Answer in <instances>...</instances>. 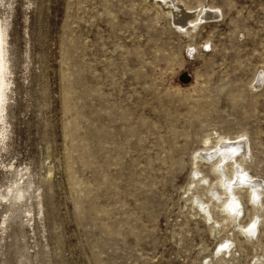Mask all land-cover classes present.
<instances>
[{
	"label": "rangeland",
	"instance_id": "1",
	"mask_svg": "<svg viewBox=\"0 0 264 264\" xmlns=\"http://www.w3.org/2000/svg\"><path fill=\"white\" fill-rule=\"evenodd\" d=\"M0 26V264H264V0H0ZM216 157L261 186L229 181L232 221Z\"/></svg>",
	"mask_w": 264,
	"mask_h": 264
},
{
	"label": "bare ground",
	"instance_id": "2",
	"mask_svg": "<svg viewBox=\"0 0 264 264\" xmlns=\"http://www.w3.org/2000/svg\"><path fill=\"white\" fill-rule=\"evenodd\" d=\"M188 28H186L187 30ZM4 38H3V33L1 31V26H0V117H1V110H2V105L4 103V92H5V87H6V59H5V46H4ZM218 135V134H217ZM207 139V138H206ZM222 138H220L221 140ZM209 140V139H208ZM206 142V140H205ZM197 158H202V159H205L207 161H211L213 157H210L208 158L207 155H202L200 152L196 151L193 155V159L196 160ZM232 163V162H231ZM195 164V163H194ZM228 165L227 161L225 160L223 162V158L222 157H216L215 160H213L211 162V170L217 172L219 168V166L221 167H226ZM218 173V172H217ZM198 175V171L196 168H193V170L191 171V177L192 178H196ZM20 180V178H17ZM197 180H199L197 178ZM232 180L236 183L233 184L232 187L236 188V187H242V185H246L247 186V198L248 200H250L252 206L254 208L257 207L258 203H259V190L258 188H260V184H259V181L257 179H252V177H250V175L248 174V172L246 170H240L235 176H231L230 174H227L226 175V178L222 177L219 173H218V176H217V184L223 189L224 191V197L223 199H221L220 201V207L222 209V211L224 212V219L225 221H232L233 219V213L234 214H238L240 213V208H241V202H240V198L237 197V196H234L232 195V193H230L229 191H226L227 187H228V183L229 181ZM17 183L18 181L15 180ZM21 182V181H20ZM15 183V182H14ZM191 184V182H190ZM193 185V183L191 184ZM19 186L18 185V191L15 190L16 189V186H12V187H15V189L12 191V192H19L20 189H19ZM22 193V192H21ZM21 193L19 192L18 195H17V198L20 197ZM13 193H11V198L14 196H12ZM23 195V194H22ZM15 197V196H14ZM16 198V197H15ZM14 198V200H15ZM193 198V202L196 203L197 205L201 202V201H197L196 200V197L195 196H192ZM20 199V198H18ZM16 201V200H15ZM205 206L203 207L202 206V202L199 206V208L203 211V214H204V218L205 220H211V215L207 213V210H208V205L206 203H204ZM12 209V208H11ZM260 219L259 216H255V218L251 219L248 223H247V226L246 224H243V225H240V231L242 232V234L245 235V237H253L256 235V231H257V228H258V220ZM212 223V221H211ZM214 223H217V221H214ZM252 239V238H251ZM228 242V241H227ZM224 242H221L219 244L220 247L222 246H225L223 245ZM226 244V242L224 243Z\"/></svg>",
	"mask_w": 264,
	"mask_h": 264
}]
</instances>
